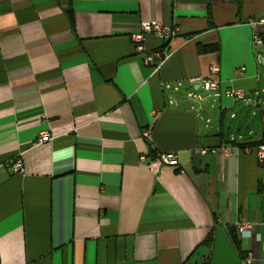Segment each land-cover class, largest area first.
<instances>
[{
  "label": "crops",
  "instance_id": "obj_1",
  "mask_svg": "<svg viewBox=\"0 0 264 264\" xmlns=\"http://www.w3.org/2000/svg\"><path fill=\"white\" fill-rule=\"evenodd\" d=\"M263 17L264 0H0V264H264V165L249 148L264 48L246 25ZM143 21L177 28L157 71L130 39ZM198 77L220 96H199ZM226 89L246 95L237 128ZM41 132L52 139L36 144ZM219 146L243 148L194 154Z\"/></svg>",
  "mask_w": 264,
  "mask_h": 264
},
{
  "label": "built area",
  "instance_id": "obj_2",
  "mask_svg": "<svg viewBox=\"0 0 264 264\" xmlns=\"http://www.w3.org/2000/svg\"><path fill=\"white\" fill-rule=\"evenodd\" d=\"M246 25L250 29L252 45L255 48H264V17L259 19L250 18L246 22ZM176 34L177 28L163 24L161 21H143L140 22L138 26V31L136 33L131 34L130 39L133 43L135 53L142 56L141 60L143 64L152 68L153 71H157V69L161 66V64L168 56V43L176 36ZM148 35H152L156 39L161 40L162 46L154 50H146L144 46V41L145 37ZM218 71V67L211 68V74L217 75ZM189 82L193 85L195 84L198 88L202 89L203 91L211 92L214 97L218 98L220 96L218 92L219 80L217 79L198 77L190 79ZM224 95L226 97L232 98L233 100L246 99V95L243 91H234L226 89ZM262 132V143L259 144L255 150L258 161L264 164V126ZM142 135L144 138H149L147 132H144ZM51 139V136L47 132H41L36 138L35 143L41 144ZM233 150L240 151L239 148L219 146L213 148L197 149L194 151V154L200 156L211 154L215 156L224 157L233 152ZM141 160L144 161L145 157L141 156ZM155 160L165 166L178 168V172L182 173V170L178 167L177 156L175 153H156ZM6 167L9 168L13 173L21 172L23 167L22 161L19 158L14 159L12 161H9L6 164ZM236 227L238 229L240 239H245L249 237L248 227L245 224L239 222L236 224ZM246 259L247 262H250L251 255L248 254L245 260Z\"/></svg>",
  "mask_w": 264,
  "mask_h": 264
},
{
  "label": "rangeland",
  "instance_id": "obj_3",
  "mask_svg": "<svg viewBox=\"0 0 264 264\" xmlns=\"http://www.w3.org/2000/svg\"><path fill=\"white\" fill-rule=\"evenodd\" d=\"M262 67L264 68V65ZM263 80H264V71H263ZM195 92L198 93L199 96L206 95V92L201 90V89L196 90ZM259 105L261 106L262 102H260ZM239 106L240 107L237 110L234 111L235 114L237 115V119L229 118L230 112L227 113L226 119H225L226 126L232 125V126H235V128H237V126H239L238 121H240L241 119H243L245 117V115L242 113V111L247 109V108H249L246 105V101L239 100ZM211 114H212V116H214V117H210L211 124H212L213 121H215V120L218 121V111H217V109L213 110V112H211Z\"/></svg>",
  "mask_w": 264,
  "mask_h": 264
},
{
  "label": "trees",
  "instance_id": "obj_4",
  "mask_svg": "<svg viewBox=\"0 0 264 264\" xmlns=\"http://www.w3.org/2000/svg\"><path fill=\"white\" fill-rule=\"evenodd\" d=\"M62 9L64 10V12L66 13V15L68 16L70 22L73 23L74 15H73V11H72V9H71L69 3H66V4L62 7ZM261 143H262V140H261V142H258V143H252V144L249 145V148H251V149H256V147H257L259 144H261ZM242 148H243V146H239V149H242ZM262 164H263V163H262ZM263 165H264V164H263ZM258 187H259V191H260V192H264V183H262V184H261L260 186H258Z\"/></svg>",
  "mask_w": 264,
  "mask_h": 264
},
{
  "label": "water",
  "instance_id": "obj_5",
  "mask_svg": "<svg viewBox=\"0 0 264 264\" xmlns=\"http://www.w3.org/2000/svg\"><path fill=\"white\" fill-rule=\"evenodd\" d=\"M259 61H261V58H259ZM186 104H187V102H186Z\"/></svg>",
  "mask_w": 264,
  "mask_h": 264
}]
</instances>
